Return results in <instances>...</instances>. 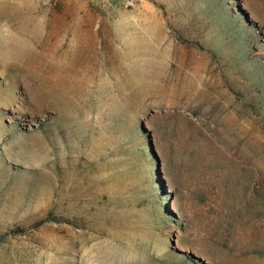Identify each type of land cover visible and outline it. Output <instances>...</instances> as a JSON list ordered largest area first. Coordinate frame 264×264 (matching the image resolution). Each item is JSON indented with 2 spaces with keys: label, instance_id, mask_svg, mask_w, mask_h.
Listing matches in <instances>:
<instances>
[{
  "label": "rangeland",
  "instance_id": "1",
  "mask_svg": "<svg viewBox=\"0 0 264 264\" xmlns=\"http://www.w3.org/2000/svg\"><path fill=\"white\" fill-rule=\"evenodd\" d=\"M0 264H264V0H0Z\"/></svg>",
  "mask_w": 264,
  "mask_h": 264
}]
</instances>
